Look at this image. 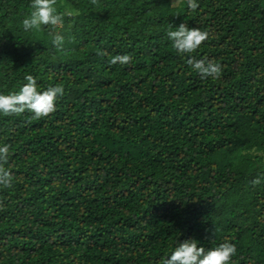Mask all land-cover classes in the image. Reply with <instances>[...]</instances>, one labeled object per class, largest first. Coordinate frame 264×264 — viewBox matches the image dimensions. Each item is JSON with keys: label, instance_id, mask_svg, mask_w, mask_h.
<instances>
[{"label": "trees", "instance_id": "16d2710c", "mask_svg": "<svg viewBox=\"0 0 264 264\" xmlns=\"http://www.w3.org/2000/svg\"><path fill=\"white\" fill-rule=\"evenodd\" d=\"M197 3L57 0L58 50L50 27L23 30L31 0H0V93L64 87L47 117L0 114V264H159L188 239L264 264V0ZM181 23L212 38L179 55Z\"/></svg>", "mask_w": 264, "mask_h": 264}, {"label": "clouds", "instance_id": "9594fccd", "mask_svg": "<svg viewBox=\"0 0 264 264\" xmlns=\"http://www.w3.org/2000/svg\"><path fill=\"white\" fill-rule=\"evenodd\" d=\"M179 0H174L178 3ZM93 5L98 0H91ZM187 7L195 11L199 5L197 0H187ZM31 11L23 18L24 31H43V26L52 29L49 33L52 43L58 50H62L64 37L58 29L63 26V15L58 12L57 0H31ZM167 36L172 42V47L179 55H190L195 52L203 42L212 38L209 30H201L198 27L188 28L181 23L175 30L170 25ZM106 53L101 52L100 55ZM132 56L129 54L115 55L111 58V64H131ZM187 64L193 71L198 73L202 79H219L222 74V65L215 60L203 57L196 59L194 56L187 59ZM26 83L18 91L7 95L0 93V114L3 116H19L25 111L32 113L33 119L47 117L55 111L56 100L64 93L61 84L49 86L46 90L39 91L37 80L32 75L25 76ZM9 160V145H0V186L9 188L12 186L13 175L6 167ZM253 185L260 183V179H254ZM236 254L234 244L225 241L210 249L198 246V241L188 239L177 243L170 256L162 258L159 264H230L232 257Z\"/></svg>", "mask_w": 264, "mask_h": 264}, {"label": "rangeland", "instance_id": "374dc122", "mask_svg": "<svg viewBox=\"0 0 264 264\" xmlns=\"http://www.w3.org/2000/svg\"><path fill=\"white\" fill-rule=\"evenodd\" d=\"M174 2V0H172Z\"/></svg>", "mask_w": 264, "mask_h": 264}]
</instances>
